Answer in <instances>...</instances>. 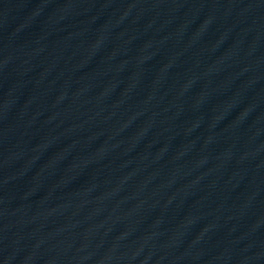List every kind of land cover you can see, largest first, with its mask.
Returning <instances> with one entry per match:
<instances>
[{"label": "water", "instance_id": "95a60500", "mask_svg": "<svg viewBox=\"0 0 264 264\" xmlns=\"http://www.w3.org/2000/svg\"><path fill=\"white\" fill-rule=\"evenodd\" d=\"M0 264H264V71L1 197Z\"/></svg>", "mask_w": 264, "mask_h": 264}]
</instances>
